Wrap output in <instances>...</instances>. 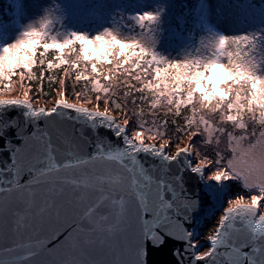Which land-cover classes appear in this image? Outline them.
<instances>
[{
	"label": "snow or ice",
	"instance_id": "obj_1",
	"mask_svg": "<svg viewBox=\"0 0 264 264\" xmlns=\"http://www.w3.org/2000/svg\"><path fill=\"white\" fill-rule=\"evenodd\" d=\"M57 11L62 25L59 6ZM132 19L141 29L145 22L150 27L132 36L105 28L94 35L70 31L58 38L50 35L51 22L41 17L39 27L29 23L11 42H0V84L8 81L0 92L11 90L13 76H19L21 86L39 79L38 99L45 73L37 78L32 72L37 60L48 69L66 66L52 108H34L29 89L23 98L0 99V139L9 154L0 161V212L16 197H27L23 202L31 205L40 192L48 194L41 215L47 212L53 226L49 238L73 206H82L80 220L87 221L83 227L77 221L69 226V237L80 236L57 258L55 249L39 238L25 241V215L13 213L10 227L0 215V264H95L76 250L83 252V245L93 242L90 234L123 232L129 222L132 236L115 264H155L151 253L169 241L174 242V264H264V55H258L264 53V30L228 36L205 26L203 47L169 58L157 48L159 12H138ZM209 49L214 51L206 55ZM49 51L56 53L52 60L46 58ZM66 53L75 59H66ZM217 69L219 78L213 76ZM73 70L69 93L66 80ZM89 93L95 95V109L85 106L92 103ZM70 94L81 103L69 102ZM142 105L153 118L151 126L146 127ZM113 106L122 122L109 114ZM10 109L19 115L9 117ZM158 109H164L162 121L156 118ZM169 116L176 125L171 135L161 131L168 128ZM10 129L19 144L7 135ZM145 133H152L148 140L164 142L146 143ZM185 135L189 144L181 148L178 142ZM166 145H175L174 154ZM193 154L199 161L195 166ZM206 168L215 183L205 187L220 201L219 220L211 235L196 239L191 222L202 203L189 194L184 173L204 180ZM25 174L28 179L21 183ZM68 190L78 199L57 203L55 194Z\"/></svg>",
	"mask_w": 264,
	"mask_h": 264
},
{
	"label": "trees",
	"instance_id": "obj_2",
	"mask_svg": "<svg viewBox=\"0 0 264 264\" xmlns=\"http://www.w3.org/2000/svg\"><path fill=\"white\" fill-rule=\"evenodd\" d=\"M101 0H59L56 5L55 15L49 20L51 23L49 25L50 35H58L59 29L61 26L69 24L71 31H80L91 33L97 29H100L107 22H113L116 30L119 32H124L129 36L136 35V33L145 31L150 27L148 22H145V28L141 29L139 24L132 19V7L135 0H117L112 5L103 10L97 11L96 7ZM171 1V10L166 11L164 14L159 16L158 23V50L162 54L167 55L169 58H180L188 52L195 53V50L199 47L200 41L203 36L207 34L205 26H208V23L205 22V14L210 12L211 14H217L219 17V12L222 10L223 1H227L229 5H232L236 1L244 3L246 0H213V2H208L207 0H170ZM255 4L263 6L264 0H252ZM57 6L63 15V24L61 25L59 21V13L57 11ZM24 7V0H0V20L3 23L14 22L18 19L22 13ZM264 9V7H263ZM79 45L75 46V51L78 52ZM214 50L209 49L206 55H211ZM56 55L55 52L49 51L46 54L48 60H52ZM258 55H264L260 53ZM66 59H75L73 53H66ZM222 62L226 61V57L221 58ZM66 66L61 65L59 68L48 69L47 64L40 65L39 61L32 67V72L37 78L40 76V72L43 70L45 75L43 79V91L39 92V98L44 102H51L55 99L58 88L59 80L64 76V68ZM83 68V63L81 64ZM90 70V66H89ZM87 74V73H86ZM76 71L73 70L71 73L72 78L66 80V87L69 93L72 92V85L74 82V77ZM49 76H54L56 78L55 82L49 81ZM135 83V82H133ZM31 90L38 93V88L40 81L39 79L32 80L28 82ZM139 85H137L138 87ZM83 87V82L76 85V91H81ZM92 103L95 102V95L89 93ZM122 95V93H120ZM70 100H79L73 95L67 96ZM90 103V104H92ZM101 108H104L105 105L101 104ZM131 108L132 105L130 104ZM144 107L145 115L144 120L148 121L146 127L151 126L152 116L148 115V108L145 105ZM112 112L118 113L121 117V112L119 109H116L114 106L111 108ZM183 114L187 115L188 110L183 109ZM157 120L162 121L165 119L164 109L157 110ZM168 119V128L161 129V131H167L169 135L175 130L176 125L171 123L173 119L171 116L167 117ZM178 124H183V119L181 117H176ZM231 130V125H228ZM252 126L249 125V131H251ZM133 129L130 128V131ZM239 134V133H237ZM147 136L152 135V133H146ZM168 137L166 136L165 139ZM158 143L164 142L159 138L155 139ZM179 146H184L189 140L187 136H183L182 140L178 142ZM171 149H176L175 145L170 147ZM227 154V153H225ZM194 162L198 163V159L194 156ZM206 173H209L206 168ZM229 188L236 190V186L229 184ZM264 210V209H262ZM219 217V216H218ZM219 218L216 220L207 221L204 228L200 231L205 233L211 227L217 224ZM209 222L211 225L209 226Z\"/></svg>",
	"mask_w": 264,
	"mask_h": 264
},
{
	"label": "water",
	"instance_id": "obj_3",
	"mask_svg": "<svg viewBox=\"0 0 264 264\" xmlns=\"http://www.w3.org/2000/svg\"><path fill=\"white\" fill-rule=\"evenodd\" d=\"M53 106L54 103L48 108L44 106H37L36 108L43 107L50 109ZM100 110L102 111V109ZM109 114L112 115V113ZM7 115L9 117H15L19 115V111L17 109H10L8 110ZM41 126H43V118H41ZM29 131H31L30 126ZM101 131L104 132L103 129ZM130 133L131 131L129 129V134ZM104 134L109 135L108 133ZM7 135L12 137L14 144L20 143V141L16 138L14 129H10ZM3 144V139H0V161L6 160L9 155L7 151L3 150ZM184 146H181V148ZM168 154H170V152H168ZM148 162L151 163L152 161L149 160ZM195 164L196 163L193 161V166H195ZM205 175L206 170L204 173V180H200L199 174H193L190 172L184 173L185 186L188 189L189 194H191L194 198H199L202 203V207L193 214V220L191 222L193 230L196 233V239H200V230L204 228L205 223L214 219V213H216L215 217L219 216L217 213V208L219 207L220 201L215 198L211 189L205 187V185L214 184L215 182L207 179ZM27 179V175H23L21 177V183L25 182ZM47 195V193L38 192L34 202L31 205L23 202V200H26L27 197H24L23 199L16 197L13 200L7 202L2 212H0V215H2L5 220L9 221V227L11 226V221L15 219L13 213L19 212L20 215H25L27 217L28 227L27 229H21V233L24 236L25 241H27L29 236L32 237L33 241L39 238L44 244L47 245L49 249H55L53 256L59 258L71 250L70 245L73 243V241H78V237L80 236V234L73 233V235L69 237L68 233L72 231V228L69 226L73 225L74 221H77L81 224V227H83L87 221L80 220V213L83 210L82 206H73L69 208L66 216L64 214L60 216V221L63 223V226L59 228V231L55 236H51V238H49L53 226L49 222V216L47 212L41 215L43 201ZM54 199L57 201V203H64L66 201L78 199V197H76L71 190H68L63 195L57 192L54 196ZM110 212L111 209H107L105 214H110ZM126 228L127 230L123 232L117 231L111 234L97 232L94 235L90 234V238L93 242L91 244L85 243L83 245V252L77 249L76 255L80 256L84 260L93 261L95 264H115V262L121 257L122 248L126 246L128 240L131 239L132 236L131 222L128 223ZM173 244L174 242L169 241L168 244H166L160 250L152 252V261H154L155 264H174V258L171 256V247ZM206 247L207 244L205 243L204 248Z\"/></svg>",
	"mask_w": 264,
	"mask_h": 264
},
{
	"label": "rangeland",
	"instance_id": "obj_4",
	"mask_svg": "<svg viewBox=\"0 0 264 264\" xmlns=\"http://www.w3.org/2000/svg\"><path fill=\"white\" fill-rule=\"evenodd\" d=\"M115 1L117 0H101L97 5L96 10L103 11L109 8L112 5V3H114ZM207 1L210 3L213 2V0H207ZM58 2L59 0H24V7L22 13L20 14V16L16 21L3 23L0 20V42H4V43L11 42V40L15 39L19 35V33L23 30L24 26L28 25L29 23H33L34 26L39 27L41 17H45L48 20H50L55 15L56 5ZM222 7H223L222 10L218 11L219 12L218 18H217V14L213 15L210 12L205 14V22H207L208 26H210L211 29H213L214 31L220 34L233 36V35H243L259 30H264V9H263L264 4L263 6H261L255 4L252 0H246L244 3L235 2L234 4L229 5L227 1H223ZM148 10L158 11L159 16H161L166 11L171 10V1L170 0H135L132 7V17L135 15V13L148 11ZM251 11H253V14L250 13ZM244 15L248 19H243ZM105 28H113L114 30H116L113 22H107L100 29L93 31L90 34L94 35L95 33L102 31ZM70 31H71V27L69 26V24L63 25L60 27L57 37L63 38V34L65 32H70ZM120 34L122 36H129L124 32H120ZM207 38H208V33L202 37L199 47H203V45L207 43ZM158 47L159 45H157V48ZM223 63L226 64L227 62L223 61ZM213 76L215 78H219L221 76V71L217 69L216 71L213 72ZM7 83L8 81L6 79L2 84H0V87H3ZM25 89H29V99H31L34 103H36V106L38 105L43 106L44 104H46L47 106H51L54 103V101L58 99V93L55 99L52 100L51 102H44L41 98L38 99L35 98L37 94L35 93V91L31 90L28 81L26 80L23 83V86H21V81L19 79V76L12 77L11 90L5 89L3 92H0V98L11 97V96H23V92ZM66 98L69 101L81 103V101L79 100H70L68 97ZM86 105L91 107H96V103L86 104ZM110 113H112L115 117L120 118V122H122L121 117L118 113H114L112 111H110ZM145 142L154 143L157 146H159L160 144L156 140H148V136L146 135V133H145ZM221 147L222 148L224 147L223 143L221 144ZM166 148L167 151L170 152V154H173L176 150V149H171L167 145ZM194 156L195 155L193 154L192 156L193 161L195 158ZM210 175L211 172L206 173L205 176L208 179ZM216 218L219 217L217 216L213 220H216ZM215 226L216 225H214L213 228L211 227L210 229H208L203 234L200 231L201 234L200 239H202L205 236L211 235Z\"/></svg>",
	"mask_w": 264,
	"mask_h": 264
},
{
	"label": "bare ground",
	"instance_id": "obj_5",
	"mask_svg": "<svg viewBox=\"0 0 264 264\" xmlns=\"http://www.w3.org/2000/svg\"><path fill=\"white\" fill-rule=\"evenodd\" d=\"M17 97H19V98H23V96H11V97H1L0 99H6V98H17ZM30 101H31V103L33 104V106H34V108H36L37 106H36V103H34L31 99H30ZM74 103H78V102H74ZM39 106V105H38ZM85 106H87V105H85ZM90 109H95V107H91V106H88ZM101 109V108H100ZM103 110V109H102ZM112 116H113V114H112Z\"/></svg>",
	"mask_w": 264,
	"mask_h": 264
},
{
	"label": "built area",
	"instance_id": "obj_6",
	"mask_svg": "<svg viewBox=\"0 0 264 264\" xmlns=\"http://www.w3.org/2000/svg\"><path fill=\"white\" fill-rule=\"evenodd\" d=\"M43 106L47 108V106L45 104Z\"/></svg>",
	"mask_w": 264,
	"mask_h": 264
}]
</instances>
